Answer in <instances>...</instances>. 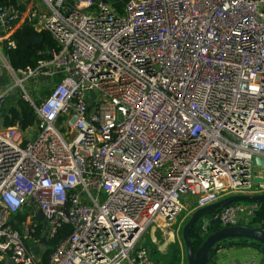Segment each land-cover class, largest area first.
<instances>
[{
	"label": "built area",
	"instance_id": "built-area-1",
	"mask_svg": "<svg viewBox=\"0 0 264 264\" xmlns=\"http://www.w3.org/2000/svg\"><path fill=\"white\" fill-rule=\"evenodd\" d=\"M23 23L56 47L13 69L5 49ZM0 58L13 77L0 115L10 98L35 114L24 128L0 122V264H42L25 241L44 246L64 224L46 264H160L142 236L174 223L184 195L199 209L258 194L264 0H128L121 13L101 0H17L0 4ZM257 207L215 216L234 225Z\"/></svg>",
	"mask_w": 264,
	"mask_h": 264
},
{
	"label": "trees",
	"instance_id": "trees-1",
	"mask_svg": "<svg viewBox=\"0 0 264 264\" xmlns=\"http://www.w3.org/2000/svg\"><path fill=\"white\" fill-rule=\"evenodd\" d=\"M17 0H0L1 5L8 3L15 4ZM111 7L118 13L123 11L124 4L128 0H107ZM35 36L42 39L41 43H33ZM11 39L15 42V48L5 49V56L8 64L13 69H25L26 67H33L37 61L46 57V53H43L46 49L56 47V42L52 39L51 35L45 31L36 33L33 28L23 23L13 33ZM3 125L12 126L17 122H20L21 127L24 128L29 124H32L35 120V114L27 102L22 99L16 101L15 106H11L7 110V114L4 117ZM71 233V226L68 224L62 225L55 235L44 244V252L42 254V264H46L49 260L50 254L54 250L55 246ZM190 237L193 240V248L196 250L205 236L202 237L195 227L191 228ZM229 243L234 240L228 241ZM179 254L175 252L174 259L171 264H174L178 260ZM175 261V262H174Z\"/></svg>",
	"mask_w": 264,
	"mask_h": 264
},
{
	"label": "crops",
	"instance_id": "crops-1",
	"mask_svg": "<svg viewBox=\"0 0 264 264\" xmlns=\"http://www.w3.org/2000/svg\"><path fill=\"white\" fill-rule=\"evenodd\" d=\"M5 66V63H4ZM4 85V83L0 82V88ZM7 110H4L3 113L0 115V122L3 124L4 117ZM264 184V183H263ZM258 186V185H257ZM264 192V185L262 187H256V189L253 190V193H259ZM240 203H242L240 201ZM188 207L185 208L186 213L184 214V217L189 219L191 214L196 211L195 205H192L189 203L187 205ZM215 211H212L211 213H205L203 216L199 218V222L196 225V231L201 235H208L209 231L213 232L216 229H219L222 227L221 223L215 216ZM187 219V220H188ZM239 219L242 223L247 224L250 227L254 228H263V222H264V202L258 203V207L256 210L251 214H242L239 216ZM208 220L209 223L206 226V230H203L204 228V221ZM154 225H151L148 230L145 231L143 234V239L145 243L148 245L147 248L151 249L150 258L158 261L160 264H171L173 256L172 249L166 248V244L161 242L158 244L157 240H153V233L151 227ZM170 226V225H169ZM169 226H165L163 229H159L161 231L168 232ZM157 226H154V229H156ZM150 229V230H149ZM145 236V237H144ZM142 239V240H143ZM141 240V242H142ZM144 245V244H143ZM153 248V250H152ZM32 249L34 250V253L39 261L42 263V254L44 252L45 247L42 246H33ZM181 254L179 253L178 260L174 264H186L185 261V252L183 253V250L179 249ZM178 253V252H177ZM248 261H254L258 264H264V251L261 250V246L253 245L250 242H245L242 239L235 240L232 243L226 242L222 243L220 247H218L214 252L209 260L208 264H236V263H243Z\"/></svg>",
	"mask_w": 264,
	"mask_h": 264
},
{
	"label": "water",
	"instance_id": "water-1",
	"mask_svg": "<svg viewBox=\"0 0 264 264\" xmlns=\"http://www.w3.org/2000/svg\"><path fill=\"white\" fill-rule=\"evenodd\" d=\"M103 3H106L107 0H101ZM42 39L38 36H35L33 43H41ZM253 167L261 168V171H252L254 176L253 183L254 184H263L264 183V160L259 156H255L252 159ZM240 201H248L255 203L264 202V192L253 194V195H233L229 197H225L215 203H212L206 207L196 209L189 219L185 222L182 227V240L184 244V252H185V261L186 264H208L211 259L213 252L221 246L222 243H226L230 240H238L242 239L245 242H250L253 245L261 246V250L264 251V229L250 227L245 223H242L241 220H238L236 224L229 226H222L219 229L214 230L209 235H207L200 246L194 250L193 248V240L190 237V231L192 227H196L199 222V218L203 216L205 213H211L212 211L217 212L219 209L233 205L236 202ZM37 216L39 219H42L41 213L38 211ZM209 221H204V228L206 230V226ZM46 235V233H45ZM45 235L43 237V242L45 241ZM5 264H14L11 259L7 260Z\"/></svg>",
	"mask_w": 264,
	"mask_h": 264
},
{
	"label": "rangeland",
	"instance_id": "rangeland-1",
	"mask_svg": "<svg viewBox=\"0 0 264 264\" xmlns=\"http://www.w3.org/2000/svg\"><path fill=\"white\" fill-rule=\"evenodd\" d=\"M5 59H6V56H5ZM17 76L22 77V75L20 73H17ZM0 82L4 83L6 85L13 82V77H12L10 71L4 66V61L1 58H0ZM24 85H25V88L27 89V91L29 92V94L32 96L33 99H36L37 97L39 99H42L47 95V92L44 90V84L42 83V81L33 83V79H29L28 81H26L24 83ZM18 91H17V93H18ZM18 98H20V97H18ZM15 102H16V99L10 98L8 100V104L10 106L14 105ZM32 128H33L32 132L35 133V131H36L35 127H32ZM253 171H257V172L259 171L260 172L261 168L253 167ZM256 187H257V185H254L252 190L256 189ZM182 202L186 208V207H188L187 205H189V203L194 205L195 199H194V197L184 195ZM241 202H243L245 204H251L252 203V202H248V201H241ZM185 213H186V210L184 208L181 209V211H180L179 215L177 216L175 222L169 226L168 232L164 233L163 231L159 230L160 228L158 229V227L156 229H154V226L150 228V229H152L151 233L154 232L152 235L153 240L154 239H155V241L157 240L158 244H160L161 242L164 241L163 243L166 244V248L172 249L173 252L171 255L173 257H174L175 252H178V254L179 253L181 254L179 249L183 250V253H184V244H183L181 234H182V227L184 226L185 222L188 219V218L186 219L184 217ZM210 233H211V231H209L208 235ZM204 236L206 237V235H203L202 237H204ZM142 239H143V237H142ZM25 243L30 249H32L31 241L27 240V241H25ZM142 245L147 249L148 253L151 254V249L147 248L148 245L145 243L144 239L142 240ZM152 250H153V248H152Z\"/></svg>",
	"mask_w": 264,
	"mask_h": 264
}]
</instances>
